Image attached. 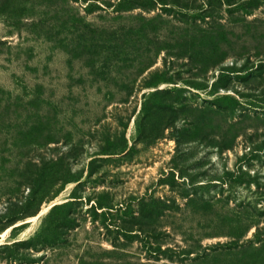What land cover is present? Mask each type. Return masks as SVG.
<instances>
[{
    "label": "rangeland",
    "instance_id": "obj_1",
    "mask_svg": "<svg viewBox=\"0 0 264 264\" xmlns=\"http://www.w3.org/2000/svg\"><path fill=\"white\" fill-rule=\"evenodd\" d=\"M0 264H264V0H0Z\"/></svg>",
    "mask_w": 264,
    "mask_h": 264
},
{
    "label": "trees",
    "instance_id": "obj_2",
    "mask_svg": "<svg viewBox=\"0 0 264 264\" xmlns=\"http://www.w3.org/2000/svg\"><path fill=\"white\" fill-rule=\"evenodd\" d=\"M122 1H124V0H122ZM126 1H128V0H125V2H126ZM60 208L62 209V208H64V207L54 206V207L52 208L50 214H49V218H51V217L55 214V212L58 211ZM67 223H68V222H67V219H65V218H60V219H58V220H55V222H53V223L51 224V227H49L48 229H46V231L48 230V231H50L51 233H52V232L55 233L56 230H58V229H60V228H62V227H64V226H66ZM43 235H44V234H43ZM43 235H41L39 238H42Z\"/></svg>",
    "mask_w": 264,
    "mask_h": 264
}]
</instances>
